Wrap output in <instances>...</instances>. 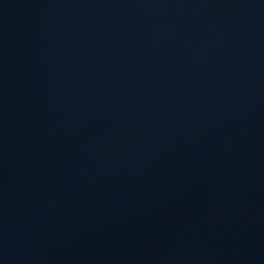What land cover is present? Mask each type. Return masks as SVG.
Instances as JSON below:
<instances>
[{"label":"water","instance_id":"1","mask_svg":"<svg viewBox=\"0 0 264 264\" xmlns=\"http://www.w3.org/2000/svg\"><path fill=\"white\" fill-rule=\"evenodd\" d=\"M0 264H264V0H0Z\"/></svg>","mask_w":264,"mask_h":264}]
</instances>
